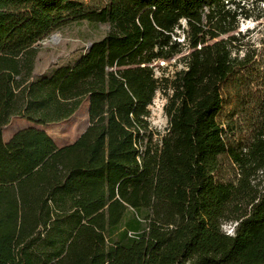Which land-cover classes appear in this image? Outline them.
<instances>
[{"label":"trees","instance_id":"16d2710c","mask_svg":"<svg viewBox=\"0 0 264 264\" xmlns=\"http://www.w3.org/2000/svg\"><path fill=\"white\" fill-rule=\"evenodd\" d=\"M65 1L0 0V129L15 114L35 122L64 119L89 93L91 116H99L77 142L60 149L36 129L18 132L7 144L0 138V247L14 254L10 244L20 243L24 208L59 217L69 229L90 218L84 230L103 229L99 218H120L133 208L160 218L154 229L162 261L189 254L192 264H264V191L260 181L254 184L264 168V131L254 130L247 116L263 96L244 102L245 123L238 129L220 118L231 78L247 74L250 91L263 92L248 77L258 50L241 55L245 43L229 34L241 17H251L245 2L107 0L85 17L109 20V33L67 76L69 68L60 67L30 80L39 49L34 44L63 18L61 9L75 6ZM177 29L183 41L174 39ZM184 49L190 50L182 56L185 68L172 78L159 80L141 66ZM115 64L136 66L106 69ZM159 86L168 96L169 127L155 138L144 116ZM232 171L243 193L240 182L226 181ZM231 201L230 215L238 221L232 235L221 231L232 218ZM96 239L83 264H107L108 256L117 258L109 264H146L143 243L123 254L105 250L100 234Z\"/></svg>","mask_w":264,"mask_h":264},{"label":"rangeland","instance_id":"374dc122","mask_svg":"<svg viewBox=\"0 0 264 264\" xmlns=\"http://www.w3.org/2000/svg\"><path fill=\"white\" fill-rule=\"evenodd\" d=\"M256 0H242V4L245 2L246 9H250V18H240L239 27L235 31L229 34H235L240 40L236 43H245V47L242 48L241 55H244L247 50H258V65L252 67L249 71L250 84L253 83L256 89L263 90L262 93L254 90L250 91L248 88V80L246 75L243 78L233 77L231 78L228 86L231 87L230 99L220 114V118L228 120L236 128L245 123V117L242 106L244 102L251 97L259 98L258 104L255 105L251 111V115L248 114L250 121L254 124V130L264 131V114H262L264 105V2H255ZM67 2H74L77 4L75 8L61 9L60 12L65 16L61 26L56 27L52 33H58L59 39L56 41H50L49 36L44 38L40 42L39 53L36 60L34 72L36 75L45 74L50 68L56 64H62L69 59L74 60L84 50L88 42H92L104 36L110 29V23L107 22H89L83 18L85 13L99 10L105 4V0H67ZM1 10V9H0ZM26 9H20L24 12ZM249 29V33L247 30ZM239 31L242 34H239ZM183 38V33H180ZM226 34V35H229ZM216 39V38H215ZM212 42V41H210ZM180 56L177 55L168 61L159 60L153 63V71L155 76H171L176 70L183 67V64L177 60ZM254 70V71H253ZM244 75V74H243ZM243 80V82H242ZM229 81V80H228ZM259 86V87H258ZM166 98L157 91L152 103L149 105L150 116L149 125L154 131L160 134L165 133L168 127V119L164 112V104ZM88 100H84L80 108L70 118L59 122H50L46 124L36 123L28 120L23 116H14L10 122L2 129V139L7 142L11 136L19 130L35 128L46 131L54 140L57 146H63L73 142L81 132L89 124L88 115ZM239 120L236 123L233 122L234 117H238ZM255 123H258L256 126ZM237 128V129H238ZM257 134V133H256ZM264 137V133L262 135ZM156 135V138H159ZM264 168L256 173L257 181H260L259 187L264 191ZM262 173V174H261ZM258 175V177H257ZM231 178L226 177V181L233 180L234 183L239 184L240 181L236 179L238 176L231 172ZM239 178V177H238ZM243 181L240 182V192H244ZM242 184V185H241ZM258 201V199L256 200ZM227 209L234 206L231 201L226 204ZM28 208L23 209V215L20 220V231L17 237L18 245L10 244V246H16L12 256L9 255V250L0 247V264H83L85 251L89 250V246L93 241H96L97 236H102V242H104L105 250L110 248H121L123 254H127V251L133 244H136L138 249L143 248L145 252L144 263L146 264H192V260L189 254H179V261H173L170 258L167 260L161 259L162 249L156 244L157 232L155 231V224L159 226L158 222L160 218L154 216H147L142 214L132 213L133 208H129L130 211L120 218L105 217L99 218L100 224L104 226L103 229L91 227L84 230L82 226L90 221V218H86L74 229H69L68 223L56 216H35L29 214ZM232 208L229 213V217L233 216ZM245 216H243L244 218ZM93 221V220H92ZM91 221V222H92ZM87 222V223H86ZM238 221L231 218L221 224V231L224 233H233L234 227L236 228ZM84 231H81L80 228ZM155 228V229H154ZM9 234L8 231L5 235ZM16 239V237H15ZM146 241V242H145ZM151 242L152 245L149 243ZM151 245V246H150ZM9 247V244H6ZM106 251V252H107ZM20 254H23V256ZM125 256V255H124ZM121 256V257H124ZM61 259L63 261H61ZM116 257H106L107 264L109 262L116 261ZM61 261V262H60ZM121 264H124L120 260Z\"/></svg>","mask_w":264,"mask_h":264},{"label":"flooded vegetation","instance_id":"af4514ba","mask_svg":"<svg viewBox=\"0 0 264 264\" xmlns=\"http://www.w3.org/2000/svg\"><path fill=\"white\" fill-rule=\"evenodd\" d=\"M74 3V2H73ZM106 3H107V0H105V4L101 7V9H99V10H102L104 7H105V5H106ZM75 4V6L73 7V8H75L76 6H77V4L76 3H74ZM99 10H95V11H99ZM91 12H94V11H91ZM91 12H88V13H85L84 15H83V18L84 19H86V20H88L89 22H109L110 23V29L107 31V33L104 35V36H102L101 38H99V39H97V40H94V41H92V42H88L87 44H86V46H85V48H84V50L79 54V56L77 57V58H75L74 60H71V61H69V59H67V61L65 62V63H62V64H56L55 66H53L52 68H50L49 70H48V72H46L45 74H41V75H36L35 74V72H34V68H35V65H36V60H37V56H38V53H39V51H40V49H38V52H37V55H36V59H35V63H34V66H33V69H32V75H31V78H30V80H34V79H36V78H39V77H43V76H47V75H50L53 71H55L56 69H58V68H60V67H67V68H69V70H68V72L66 73V75L65 76H67L69 73H70V71L77 65V63L81 60V58L92 48V46L94 45V43L95 42H97V41H100L101 39H103L108 33H109V31L111 30V28H112V23L109 21V20H91V19H89V18H87V17H85V15L86 14H89V13H91ZM62 16H63V14H62ZM64 18H65V16H63V18L57 23V24H55L52 28H50V30L45 34V35H43L42 36V38L41 39H39L34 45L36 46V47H38L39 48V44H40V42L44 39V38H46L47 36H49L50 38H49V40L50 41H56L57 39H59V34L58 33H52L51 34V32L56 28V27H59V26H61V24H62V22H63V20H64ZM181 23H182V25L183 26H185V21H181ZM177 32H178V36H174V39H177V40H179V41H183L184 40V34H183V38H181V30H179V29H177ZM183 33V32H182ZM190 50H187V49H184L181 53H178V54H176V55H174V56H172L171 58H157V59H154V60H152L151 62H148V63H142L141 64V66H149L151 69H152V72H153V76L155 77V78H158L159 80H161L162 78H164V77H167V78H172L173 76H174V74H175V72L176 71H178V70H180V69H183V68H185V65H184V61H183V59H182V56L183 55H185V54H187L188 52H189ZM180 54V56L177 58V60L179 61V62H181L182 64H183V67H181L180 69H178V70H176L171 76H162V77H158V76H155V74H154V71H153V63L154 62H156V61H159V60H164V61H168V60H170V59H172V58H175L177 55H179ZM136 66V64H130V65H122V66H117L116 64L115 65H113V66H106V69L108 70V71H117V70H122V69H125V68H131V67H135ZM124 79V78H123ZM161 91V93L164 95V97L166 98V101H165V104H164V112H165V105H166V103H167V101H168V96L165 94V92L162 90V88L159 86L158 88H156L155 89V91H154V93H153V96H152V98H151V101L147 104V106H146V108H147V110H148V114L146 115V116H144V118H145V120H147V122H148V129L149 130H151L152 132H153V134H154V137L156 138V135H159L160 137L163 135V134H165L166 132H167V129H166V131H165V133H163V134H160V133H158L157 131H154L152 128H150V125H149V116H150V109H149V105L152 103V101H153V99H154V97H155V94H156V92L157 91ZM168 92L170 93V90H168ZM91 93H89L88 95H86V96H84V98L80 101V103H79V105L77 106V108L68 116V117H66V118H64V119H61V120H56V121H49V122H36V123H42V124H46V123H50V122H59V121H62V120H66V119H68V118H70L73 114H75V112L80 108V106H81V104L83 103V101L84 100H88V102H89V104H88V115H89V124H88V126L81 132V134L73 141V142H71V143H69V144H66V145H63V146H57L56 145V143L54 142V140H53V138L46 132V131H44V130H40V129H36V130H39V131H43V132H45L46 133V135L53 141V143H54V145L56 146V149H60V148H63V147H66V146H69V145H72V144H74L75 142H77L78 141V139L89 129V127H91L92 125H94V123L98 120V118H99V116L98 117H96L95 119L94 118H92V116H91ZM23 116V117H25V118H27L28 120H30V121H33V120H31V119H29L28 117H26L25 115H22V114H15V115H12L11 117H10V119H9V121L6 123V124H4L3 126H2V128L0 129V138H1V140H2V142L4 143V144H7V143H9V141L13 138V136L14 135H16L18 132H20V131H24V130H28V129H35V128H28V129H22V130H19V131H16L12 136H11V138L7 141V142H5V141H3V139H2V129L10 122V120L14 117V116ZM165 115H166V117H167V119H168V127H169V117H168V115L166 114V112H165ZM33 122H35V121H33ZM167 127V128H168ZM141 135H142V130H141ZM135 146H137V144H135ZM141 150H142V147H141ZM234 231H235V227H234ZM228 234H230V235H232V234H234V232L233 233H228Z\"/></svg>","mask_w":264,"mask_h":264}]
</instances>
